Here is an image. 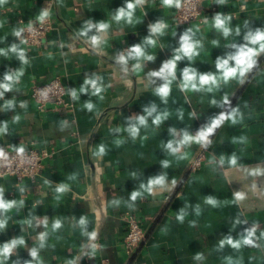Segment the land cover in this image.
Instances as JSON below:
<instances>
[{
  "label": "crops",
  "instance_id": "0c3cea01",
  "mask_svg": "<svg viewBox=\"0 0 264 264\" xmlns=\"http://www.w3.org/2000/svg\"><path fill=\"white\" fill-rule=\"evenodd\" d=\"M176 5L0 0V147L51 154L33 182L0 177V264H264V41L249 39L264 32V0H205L204 21L189 26L172 24ZM45 13L52 29L41 44L18 40ZM230 57L252 67L241 75ZM225 59L238 69L227 80ZM185 70L197 79L186 82ZM203 75L216 84L201 87ZM57 77L72 107L42 113L32 86ZM221 116L210 141L199 139ZM129 212L146 230L132 251Z\"/></svg>",
  "mask_w": 264,
  "mask_h": 264
},
{
  "label": "built area",
  "instance_id": "2783aa9c",
  "mask_svg": "<svg viewBox=\"0 0 264 264\" xmlns=\"http://www.w3.org/2000/svg\"><path fill=\"white\" fill-rule=\"evenodd\" d=\"M204 2L205 0H179L172 24L189 26L193 23H202L205 19ZM51 29L52 21L48 15H44L38 21L21 26L17 30L16 36L28 47H36L41 44ZM31 97L36 103L38 111L42 113L49 110H66L72 107L67 87L58 77L46 83L33 84ZM206 140L210 141V138L207 136ZM50 155L48 150L37 148L0 147V177L9 176L20 182L24 180L33 182L39 176L44 161ZM204 161L205 154L203 153L195 157L190 162L191 171L198 170ZM125 220L126 234L123 237V245L128 251L136 250L145 241L146 230L142 220L134 212H129Z\"/></svg>",
  "mask_w": 264,
  "mask_h": 264
},
{
  "label": "clouds",
  "instance_id": "9594fccd",
  "mask_svg": "<svg viewBox=\"0 0 264 264\" xmlns=\"http://www.w3.org/2000/svg\"><path fill=\"white\" fill-rule=\"evenodd\" d=\"M164 3L165 4H171V3H173V0H164ZM176 4H177V6H179V0H176ZM128 7L132 8L133 5L129 4ZM45 15H47V13H45ZM126 15H130V13H126L124 11H121L120 15L117 17V19H119V18H121L123 16H126ZM227 19H228L227 17L222 19L219 14L215 17V26L218 29H221L225 36H227L229 34V31H230L229 28H227L225 26V21ZM101 27L102 28L106 27V25H101ZM162 27H164V25H162V24L157 25L156 28L154 29V31H160V29ZM182 39H183V45H182L183 53L186 54V55H192L193 54V44L189 43V37L187 35H185ZM249 39L251 40L252 43H256L257 41H264V32L257 31V33L255 35L250 36ZM261 50H264V45H261ZM134 52H135V54L137 56L143 55L142 50L139 47L135 48ZM247 53H248L249 57L255 55V52L252 49H249L247 51ZM176 58L179 59L180 57L177 56ZM229 59H236V62H237L238 65H245L243 68L239 69L241 75H243L244 71H246L248 68L252 67V63L253 62H252L251 59L248 60L247 64H245V62L242 63L243 58L230 57ZM228 64H229V60L228 59L222 60V61L218 62V64H217V68L223 70V78L225 80H227L229 77L234 76L237 73V71H238V69L236 67H231V68L228 67ZM168 67L170 69L174 68V64L169 65ZM183 75H184V79H185L186 82H192V81H195L197 79L195 74L194 73L190 74L188 70H185ZM209 84H213V85L216 84V77H213V76H210V75H203V76L199 77V85L201 87L204 86V85H209ZM191 87L192 88H197V84L196 83H192ZM97 91H99V89ZM168 91H169L168 87H164V88L159 90L160 94L164 95V96H166L168 94ZM209 91H211V88H209ZM87 107L91 108L92 105L89 104V105H87ZM235 114L236 113L234 111L233 115H235ZM224 118H225L224 116H221V118L219 120L215 121L213 126L208 128L206 132L202 133L201 136L199 137V139H201V140L206 139V137L212 133L213 129L216 126H218ZM159 119L160 118L157 117V121L156 122H159ZM144 123H145L144 119L141 118L140 119V124H144ZM129 131L131 132V134L133 136H135L137 134L138 129L133 127L131 129H129ZM169 147H171V145H169ZM153 183L161 184V183H163V178L161 177L160 179L154 181ZM61 190H63V189H61ZM148 191L150 192L151 188H149ZM138 195H140V194L139 193H133V199H135L136 196H138ZM4 206L7 207V205H4ZM181 219H182V217H181ZM81 223L83 224L84 221L81 220ZM59 227H60V224H59V222H57L54 225V228H59ZM251 236H252V233H249V239L245 240L244 243L251 244L252 243ZM43 239H44V237L42 236L41 240H43ZM228 243H232V241L229 240ZM233 246L234 247H239L238 244H235ZM9 251H10L9 247H5L3 249V253L5 255H7ZM32 255L35 256L36 253L33 252Z\"/></svg>",
  "mask_w": 264,
  "mask_h": 264
},
{
  "label": "snow or ice",
  "instance_id": "6c2138e0",
  "mask_svg": "<svg viewBox=\"0 0 264 264\" xmlns=\"http://www.w3.org/2000/svg\"><path fill=\"white\" fill-rule=\"evenodd\" d=\"M244 56H248V53H243ZM249 57V56H248ZM245 62V60H242V63Z\"/></svg>",
  "mask_w": 264,
  "mask_h": 264
}]
</instances>
